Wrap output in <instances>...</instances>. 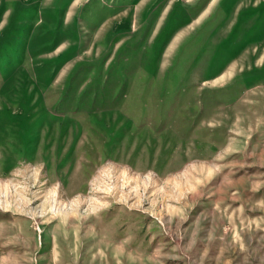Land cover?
<instances>
[{"label": "rangeland", "instance_id": "obj_1", "mask_svg": "<svg viewBox=\"0 0 264 264\" xmlns=\"http://www.w3.org/2000/svg\"><path fill=\"white\" fill-rule=\"evenodd\" d=\"M0 264H264V0H0Z\"/></svg>", "mask_w": 264, "mask_h": 264}]
</instances>
